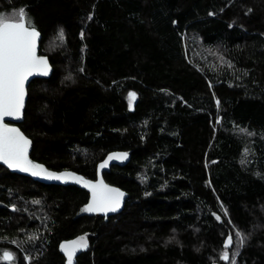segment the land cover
Wrapping results in <instances>:
<instances>
[{
  "label": "trees",
  "instance_id": "16d2710c",
  "mask_svg": "<svg viewBox=\"0 0 264 264\" xmlns=\"http://www.w3.org/2000/svg\"><path fill=\"white\" fill-rule=\"evenodd\" d=\"M21 8L53 66L19 124L31 157L94 179L127 151L104 176L128 198L105 220L86 190L0 165V250L65 264L59 244L90 231L76 264H264V0H0Z\"/></svg>",
  "mask_w": 264,
  "mask_h": 264
},
{
  "label": "snow or ice",
  "instance_id": "6c2138e0",
  "mask_svg": "<svg viewBox=\"0 0 264 264\" xmlns=\"http://www.w3.org/2000/svg\"><path fill=\"white\" fill-rule=\"evenodd\" d=\"M39 37L40 32L34 25L27 22L23 8L19 9L16 19H9L4 14H0V161H3L9 168L30 172L33 176H46L48 179L56 180L74 178L77 182L90 188L92 193V199L83 211L114 212L121 205L123 192L117 188L109 187L103 180L93 182L76 176L75 173L57 174L47 171L43 165L36 164L29 159L28 149L31 141L18 128L4 122L6 117L19 118L21 116L26 96L25 83L28 78L35 73L47 75L50 70L47 56L37 54ZM81 37H83V32ZM58 38L61 41L64 39L63 29L59 30ZM135 97L136 93H129L130 106ZM245 151L247 152V149ZM127 155V153H114L100 167L104 168L113 158L124 159ZM244 162L242 160V163ZM217 219L219 220L220 217L217 216ZM238 235L240 236L239 246H242L245 237L243 234ZM232 243V237L229 235L224 247L227 249ZM60 247L67 256L68 264H73L75 253L78 250L86 249L88 245L86 237L82 236L76 241L66 242ZM3 258L13 261L14 264L11 252H4ZM229 258V252L224 251L222 259L228 261Z\"/></svg>",
  "mask_w": 264,
  "mask_h": 264
},
{
  "label": "water",
  "instance_id": "95a60500",
  "mask_svg": "<svg viewBox=\"0 0 264 264\" xmlns=\"http://www.w3.org/2000/svg\"><path fill=\"white\" fill-rule=\"evenodd\" d=\"M36 29H37V28H36ZM37 30H38V29H37ZM38 31H39V30H38ZM41 39H42V35H41V33H40V37H39V39H38L37 54H38V55H42V56H47V55H45V54H43V53L41 52ZM47 58H48V56H47ZM48 62H49V65H50V70H49V72H48L47 75H44V74H41V73H35L34 75L30 76V77L28 78V80L26 81V83H25L26 96H25L24 108H23V110H22V114H21V116H20L19 118H15V117H6L4 122L7 123V124H9V125H11V126H13V127L18 128V129L24 134V136H26V137L31 141V144H30L29 149H28V157H29V159H30L31 161H33L34 163H36V164L43 165V167H44L47 171H49V172H54V173H57V174L64 173V172L75 173L76 176H81V177H83L85 180H89V181H93V182H96V181H98V180H103V182H104L106 185H108L109 187L117 188V189H119L121 192H123V193H124V196H123V198H122V200H121V205H120V207H119L116 211H114V212L109 211V212H107V213H103V212H87V211H86V213H87L88 215L98 216V217H99V216H100V217H104L105 220H107L110 216L116 215V214L120 213V212L124 209L125 204H126V201H127V198H128V193H127L125 190L121 189L119 186L109 183V182L105 179L104 174H105V172H109V171L111 170V168H112L113 166H115V165H118V166H125L127 163H129V162H130V159H131V155H130V153H128L127 151H123V150H114V151L109 152V153L104 157V159L101 160V161L97 164V169H96V171H97V176H96V178H94V179H88V178H85L82 174H80V173H78V172H75L74 170H71V169L54 170V169H51V168H49L48 166H46L44 163H41V162H39V161L33 159V158L31 157V151H32V140H31V139H30V138H29V137H28V136H27V135L21 130V128L19 127V124H20L21 122H23V120H24V111H25V107H26V104H27V100H28V88H29V85H30L31 81L34 80V79H38V78H49V77L52 75V73H53V66H52V64H51V62H50V60H49V58H48ZM130 93H132V92H130ZM136 100H137V97H135V99L132 101V104H131V111H133L134 108H135ZM114 153H116V154H119V153H127L128 155H127V157L124 158V159H116V158H113V159H111V160L108 161V164H107L104 168H101L100 165H101L105 160H108V157H109L110 155L114 154ZM0 165L3 166V167H5V168H7V169H9V170H10L11 172H13V173H17V174H20V175L28 176V177L32 178L33 180L38 181V182H41V183H45V184H57V185H62V186H77V187H79V188H81V189H84V190H86V191L88 192V194H89V198H88V201H87V203L85 204V206H86V205L91 201V199H92V193H91L90 188L85 187L83 183H79V182H77L74 178H68V179H65V180L48 179L46 176H33L30 172H24V171H21V170H19V169L9 168L5 163H3V161H0ZM82 236H83V237H86L87 245H88V247H89L90 237L95 236V234H93V233L90 232V231H88V232H84V233L78 234V235L75 236V237H71V238L65 239V240H63V241L59 244V251H60V253H61V254L64 256V258H65V264H68L67 256H66V254L64 253V251L61 249L60 246H61L62 244H65L66 242L76 241L79 237H82ZM88 247H87L86 249L78 250V251L75 253V255H74V257H73V264H76L77 257H78L80 254L86 252L87 249H88ZM5 260H6V259H5ZM6 261H9V260H6Z\"/></svg>",
  "mask_w": 264,
  "mask_h": 264
},
{
  "label": "rangeland",
  "instance_id": "374dc122",
  "mask_svg": "<svg viewBox=\"0 0 264 264\" xmlns=\"http://www.w3.org/2000/svg\"><path fill=\"white\" fill-rule=\"evenodd\" d=\"M0 14H4L7 18L9 19H16L18 18V12H13V13H6V12H0ZM54 39L51 40V43L49 45V48H53L57 45L63 44V40L61 41L58 37H53ZM11 252L14 257V264H20L21 263V256L25 259L26 264H30V260L28 259L29 256L27 253L21 250L20 246L17 243L11 242V244L7 245L6 247L1 248L0 250V262L6 261L3 258V253L4 252ZM10 262V261H8ZM13 264V261L11 263ZM233 264V263H231Z\"/></svg>",
  "mask_w": 264,
  "mask_h": 264
},
{
  "label": "flooded vegetation",
  "instance_id": "af4514ba",
  "mask_svg": "<svg viewBox=\"0 0 264 264\" xmlns=\"http://www.w3.org/2000/svg\"><path fill=\"white\" fill-rule=\"evenodd\" d=\"M7 263H11V261L10 262H8V261H6Z\"/></svg>",
  "mask_w": 264,
  "mask_h": 264
}]
</instances>
